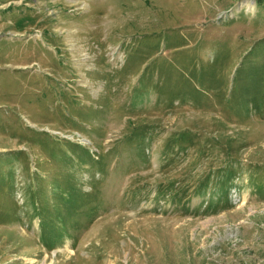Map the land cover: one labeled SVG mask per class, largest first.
<instances>
[{
	"label": "rangeland",
	"instance_id": "1",
	"mask_svg": "<svg viewBox=\"0 0 264 264\" xmlns=\"http://www.w3.org/2000/svg\"><path fill=\"white\" fill-rule=\"evenodd\" d=\"M0 264H264V0H0Z\"/></svg>",
	"mask_w": 264,
	"mask_h": 264
},
{
	"label": "trees",
	"instance_id": "2",
	"mask_svg": "<svg viewBox=\"0 0 264 264\" xmlns=\"http://www.w3.org/2000/svg\"><path fill=\"white\" fill-rule=\"evenodd\" d=\"M224 153H226V154H228V155H227V159H226V161H224L223 163L228 164L227 161H228V159L231 157V154L228 153V148H227V147H225V151H224Z\"/></svg>",
	"mask_w": 264,
	"mask_h": 264
}]
</instances>
